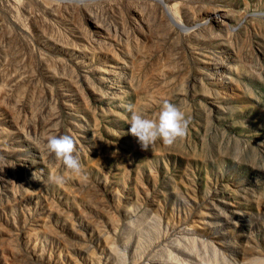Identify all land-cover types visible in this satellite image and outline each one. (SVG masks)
<instances>
[{"label": "rangeland", "instance_id": "obj_1", "mask_svg": "<svg viewBox=\"0 0 264 264\" xmlns=\"http://www.w3.org/2000/svg\"><path fill=\"white\" fill-rule=\"evenodd\" d=\"M165 100L187 134L141 151L127 107L155 118ZM52 135L74 139L82 175ZM256 257L264 0H0V264Z\"/></svg>", "mask_w": 264, "mask_h": 264}, {"label": "clouds", "instance_id": "obj_2", "mask_svg": "<svg viewBox=\"0 0 264 264\" xmlns=\"http://www.w3.org/2000/svg\"><path fill=\"white\" fill-rule=\"evenodd\" d=\"M131 113L128 120V133L135 138L141 151H151L152 146L160 140L163 145L171 146L177 139L184 137L188 131L189 120L186 114L175 104L168 100L163 101L155 118H146L142 113L133 110L128 105ZM46 151L61 161L63 166L74 175H82V164L77 156L75 141L68 135H52L46 140ZM51 183L61 185L66 183V177L59 174L49 176ZM226 218L231 219V217ZM250 264H264V257H256Z\"/></svg>", "mask_w": 264, "mask_h": 264}]
</instances>
